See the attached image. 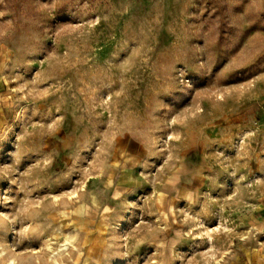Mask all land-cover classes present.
I'll use <instances>...</instances> for the list:
<instances>
[{
  "label": "rangeland",
  "instance_id": "1",
  "mask_svg": "<svg viewBox=\"0 0 264 264\" xmlns=\"http://www.w3.org/2000/svg\"><path fill=\"white\" fill-rule=\"evenodd\" d=\"M0 264H264V0H0Z\"/></svg>",
  "mask_w": 264,
  "mask_h": 264
},
{
  "label": "bare ground",
  "instance_id": "2",
  "mask_svg": "<svg viewBox=\"0 0 264 264\" xmlns=\"http://www.w3.org/2000/svg\"><path fill=\"white\" fill-rule=\"evenodd\" d=\"M2 60V59H1ZM83 190V189H82ZM78 197V196H77Z\"/></svg>",
  "mask_w": 264,
  "mask_h": 264
}]
</instances>
